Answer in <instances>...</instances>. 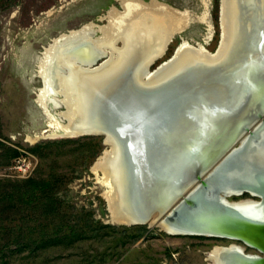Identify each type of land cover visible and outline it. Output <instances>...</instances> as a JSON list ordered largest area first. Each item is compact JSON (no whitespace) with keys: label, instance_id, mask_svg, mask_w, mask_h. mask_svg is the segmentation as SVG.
<instances>
[{"label":"rangeland","instance_id":"1","mask_svg":"<svg viewBox=\"0 0 264 264\" xmlns=\"http://www.w3.org/2000/svg\"><path fill=\"white\" fill-rule=\"evenodd\" d=\"M142 1L164 3L190 16L165 59L182 41L210 53L218 49L221 0ZM112 8L122 10L117 0H0V264H207L215 247L244 246L169 235L149 225L113 224L102 196V174L92 171L107 149L103 139L43 136L47 118L35 103L43 48L86 24H106L100 20ZM36 137L34 143L27 141ZM28 155L35 170L29 178H18L13 162Z\"/></svg>","mask_w":264,"mask_h":264},{"label":"water","instance_id":"2","mask_svg":"<svg viewBox=\"0 0 264 264\" xmlns=\"http://www.w3.org/2000/svg\"><path fill=\"white\" fill-rule=\"evenodd\" d=\"M222 17L221 11V26ZM258 39L253 40L255 45ZM254 46L247 49L243 63L258 59L256 64L264 74V43L260 51L257 49L260 54ZM221 50L220 44L214 57L201 56L190 63L187 71L151 88L147 85L150 77L146 82L144 77L142 82H135L130 64L114 85L103 89L107 92L106 104L100 105L99 98L92 108L94 119L102 127L94 126L91 132L78 137H101L107 148L105 161L112 159L117 147L120 157L129 162L134 191L146 213L142 218L132 211H122L120 217L127 226L146 225L157 215L153 225L159 222L171 227L174 232H167L169 235L240 242L256 253L245 254L244 247L243 252L236 253L239 264H264V164L251 167L254 157L264 162V78L254 86L255 91L259 90L255 99L253 86H248V102L237 110L241 88L221 77L215 68ZM174 56L176 53L169 61ZM184 110L191 115L193 132L188 140L179 142L180 112ZM172 163L178 164L176 171ZM99 170L105 174L107 167ZM224 175L229 183L218 188L216 183ZM179 176L184 180L177 186L174 179ZM197 184L193 194L177 206L188 189ZM245 196L248 198L242 199ZM148 203L152 207L147 208Z\"/></svg>","mask_w":264,"mask_h":264},{"label":"bare ground","instance_id":"3","mask_svg":"<svg viewBox=\"0 0 264 264\" xmlns=\"http://www.w3.org/2000/svg\"><path fill=\"white\" fill-rule=\"evenodd\" d=\"M117 1L122 10L112 8L101 18L106 24H86L78 30L60 34L43 48L36 64V73L42 81V87L37 91L35 99V103L47 118V129L42 133L43 136L77 138L91 132L94 126L102 127L101 123L94 119L92 108L99 98L102 102L100 105L106 104L107 92L103 93V89L114 85L116 79L130 64L135 82H142V77L146 82V78L150 77L147 85L151 88L161 86L187 71L190 63L198 61L201 56H215L202 45L194 47L182 41L175 51V59L170 61L165 59L168 47L175 36L185 31L191 21L188 13L179 12L157 1L150 3L142 0ZM221 11L222 50L219 53L220 62H217L215 68L220 70L221 77H227L241 88L237 92L239 101L236 109L239 110L245 106L249 97L248 86H253L252 91H255L254 86L261 77L264 78V74L256 64L258 59L252 57L254 63L248 61L243 63L247 49L255 45L253 40L256 37L259 39L253 48L259 51L262 49L264 0H222ZM82 41H86L85 45L79 48ZM259 51L257 54H260ZM152 62L154 63L151 64ZM172 62L174 64L168 69ZM159 74L161 76H158ZM258 92V89L254 92L256 93L254 99ZM188 112L186 110L180 112L182 122L179 133L182 135L179 137V142L188 140L193 132L190 133L193 123ZM247 136L248 134L244 135L242 141ZM38 138H28L27 141L34 143ZM240 146L241 144L236 147ZM261 150L264 152V142ZM111 158L105 161L103 156L100 157L92 171L94 174H103L99 169L103 166L107 167L106 173L103 174L106 178L99 179L104 187L102 196L107 202L111 222L115 225H126L120 213L132 211L143 218V213H146L145 205L135 194L129 162H124L118 154L117 147L114 148ZM176 163H172L175 171L178 167ZM263 164L264 162L257 157L251 161V167L260 168ZM217 168L215 167L211 172L213 173ZM221 178L224 179H218L216 183L218 188H224L229 183L227 175ZM183 180L179 176L174 182L178 186ZM197 187L198 184L188 189L185 196L177 202V206L188 195L193 194ZM146 207H152V203H148ZM156 220L157 215L146 225H153ZM153 227L166 233L174 232L171 227L159 222ZM243 248L244 246L236 243L215 247L207 254V264H239L236 253L243 252ZM244 252L249 254L247 250Z\"/></svg>","mask_w":264,"mask_h":264},{"label":"built area","instance_id":"4","mask_svg":"<svg viewBox=\"0 0 264 264\" xmlns=\"http://www.w3.org/2000/svg\"><path fill=\"white\" fill-rule=\"evenodd\" d=\"M35 170V160L30 155L20 156L14 160L12 165V171L16 173V176L21 179L29 178Z\"/></svg>","mask_w":264,"mask_h":264}]
</instances>
